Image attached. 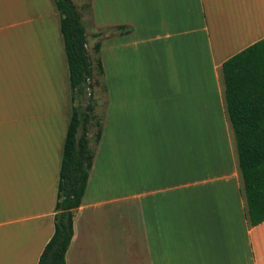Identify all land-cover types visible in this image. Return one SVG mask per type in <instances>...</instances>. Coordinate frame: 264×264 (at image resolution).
<instances>
[{"label":"crops","instance_id":"obj_1","mask_svg":"<svg viewBox=\"0 0 264 264\" xmlns=\"http://www.w3.org/2000/svg\"><path fill=\"white\" fill-rule=\"evenodd\" d=\"M86 1L102 132L65 264H264L222 73L264 38V0ZM27 3L42 28L0 45V264H37L54 233L73 107L58 12Z\"/></svg>","mask_w":264,"mask_h":264},{"label":"trees","instance_id":"obj_2","mask_svg":"<svg viewBox=\"0 0 264 264\" xmlns=\"http://www.w3.org/2000/svg\"><path fill=\"white\" fill-rule=\"evenodd\" d=\"M52 1L59 15L73 107L59 172L54 233L37 264H65L73 236L72 218L81 204L94 158L89 131L96 128L93 146L98 144L102 132L94 99V89L99 83L96 74L102 75L99 43L92 48L93 56L87 48L82 13L73 0ZM124 29L117 28L119 32ZM93 36L99 38L101 33ZM222 73L248 216L251 225L257 226L264 222V38L227 59Z\"/></svg>","mask_w":264,"mask_h":264},{"label":"rangeland","instance_id":"obj_3","mask_svg":"<svg viewBox=\"0 0 264 264\" xmlns=\"http://www.w3.org/2000/svg\"><path fill=\"white\" fill-rule=\"evenodd\" d=\"M26 1L29 2V0H26ZM75 4L80 6L81 11L85 16H89L88 12L85 10V7H87L88 5L86 0H75ZM30 10L31 9L29 8L28 3L26 7L23 5V0H0V28H2V31L0 32V45L1 46L4 44V39H6L7 42H10L12 46V41L15 44L16 40L20 38V35H22L23 31L24 33L26 32V34H28L29 28L33 27V29L35 30L36 28L38 29L42 28V25L44 23L43 21L32 20V22H29L27 24H22V22L30 18L31 16L29 15V13H31ZM44 10L45 12L47 11L46 6H44ZM36 11H37L36 13H39L37 8H36ZM48 24L50 25L49 22ZM7 25H13V26L10 27ZM44 29H45V24H44ZM49 37L50 39H52L53 35L51 34ZM97 42L99 43V39H97L96 41L94 40L91 41V45L96 44ZM91 53H92V49H91ZM12 55L14 56V51L12 52ZM96 80L99 83H98V86L95 87V89H96V93H99L101 86H100V76L98 74H96ZM18 116H19V112L13 111V118H17ZM95 133H96V128L91 127L89 131V139L92 142L91 144L92 148H93ZM189 134H192L191 131H189Z\"/></svg>","mask_w":264,"mask_h":264},{"label":"water","instance_id":"obj_4","mask_svg":"<svg viewBox=\"0 0 264 264\" xmlns=\"http://www.w3.org/2000/svg\"><path fill=\"white\" fill-rule=\"evenodd\" d=\"M68 218V217H67Z\"/></svg>","mask_w":264,"mask_h":264}]
</instances>
